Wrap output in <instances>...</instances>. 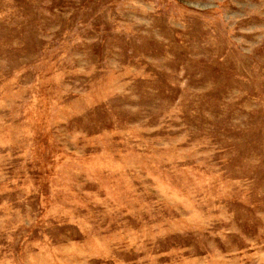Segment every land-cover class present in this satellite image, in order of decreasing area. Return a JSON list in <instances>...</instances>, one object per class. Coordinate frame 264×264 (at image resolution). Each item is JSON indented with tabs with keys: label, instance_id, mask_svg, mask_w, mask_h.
Wrapping results in <instances>:
<instances>
[{
	"label": "rangeland",
	"instance_id": "rangeland-1",
	"mask_svg": "<svg viewBox=\"0 0 264 264\" xmlns=\"http://www.w3.org/2000/svg\"><path fill=\"white\" fill-rule=\"evenodd\" d=\"M0 264H264V0H0Z\"/></svg>",
	"mask_w": 264,
	"mask_h": 264
}]
</instances>
